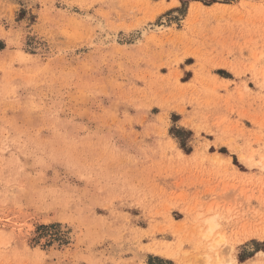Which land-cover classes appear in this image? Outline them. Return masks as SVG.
Listing matches in <instances>:
<instances>
[{
    "label": "rangeland",
    "instance_id": "obj_1",
    "mask_svg": "<svg viewBox=\"0 0 264 264\" xmlns=\"http://www.w3.org/2000/svg\"><path fill=\"white\" fill-rule=\"evenodd\" d=\"M213 216L264 264V0H0V264H204Z\"/></svg>",
    "mask_w": 264,
    "mask_h": 264
},
{
    "label": "clouds",
    "instance_id": "obj_2",
    "mask_svg": "<svg viewBox=\"0 0 264 264\" xmlns=\"http://www.w3.org/2000/svg\"><path fill=\"white\" fill-rule=\"evenodd\" d=\"M219 217L213 216L203 220L205 231L203 232L202 247L204 248V264H226L221 258L219 241L216 233L220 230Z\"/></svg>",
    "mask_w": 264,
    "mask_h": 264
},
{
    "label": "bare ground",
    "instance_id": "obj_3",
    "mask_svg": "<svg viewBox=\"0 0 264 264\" xmlns=\"http://www.w3.org/2000/svg\"><path fill=\"white\" fill-rule=\"evenodd\" d=\"M84 18H87V17L84 16ZM101 22H102V21H101ZM98 24H99V25H98ZM100 24H101V23L98 22V23L96 24V26L98 25V27L101 28V31H102V32H104V30H105V31H106V34H107V30H106V29L102 30V26L105 27L104 24H101V25H100ZM148 26H149V25H148ZM151 26H152V25H151ZM159 26H160V25H159ZM98 27H97V29H98ZM160 27H161V26H160ZM160 27H154V31H160V29H162V28H160ZM162 27H163V26H162ZM146 29H147V28H146ZM163 29H164V28H163ZM163 29H162V30H163ZM148 30H149V29H148ZM152 31H153V30H152ZM146 33H148L147 30H146V31H142V32H141V34H142L141 36H144ZM158 33H159V32H158ZM104 34H105V33H104ZM110 34H111V33H110ZM110 34H109V37L111 36ZM101 35H102V34H101ZM146 35H147V34H146ZM104 36H105V35H104ZM107 36H108V34H107ZM107 36H106V37H107ZM112 36L114 37L115 35H112ZM139 36H140V35H139ZM141 36H140V37H141ZM104 38H105V37H104ZM111 38H112V37H111ZM141 38H142V37H141ZM105 39H106V38H105ZM137 40H138V39H137ZM137 43H139V42L137 41ZM205 219H207V218H205ZM204 231H205V229H204ZM204 231H203V232H204ZM74 232H75V231H74ZM203 232L200 231V237H201L202 239H203ZM71 233H72V231H71ZM196 234H197V233H196ZM218 241H221V240H218ZM226 264H232V263L229 261V262H227Z\"/></svg>",
    "mask_w": 264,
    "mask_h": 264
}]
</instances>
